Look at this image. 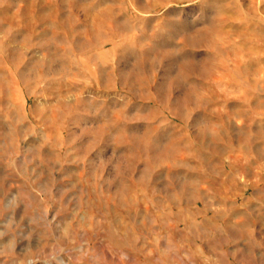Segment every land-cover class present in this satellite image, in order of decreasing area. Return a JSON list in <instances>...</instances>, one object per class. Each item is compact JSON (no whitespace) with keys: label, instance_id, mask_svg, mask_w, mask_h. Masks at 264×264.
Segmentation results:
<instances>
[{"label":"rangeland","instance_id":"rangeland-1","mask_svg":"<svg viewBox=\"0 0 264 264\" xmlns=\"http://www.w3.org/2000/svg\"><path fill=\"white\" fill-rule=\"evenodd\" d=\"M0 264H264V0H0Z\"/></svg>","mask_w":264,"mask_h":264}]
</instances>
